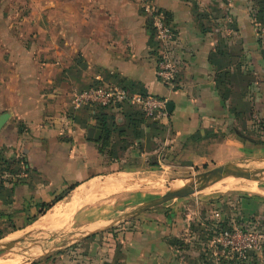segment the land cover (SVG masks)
Returning <instances> with one entry per match:
<instances>
[{"label": "crops", "instance_id": "crops-1", "mask_svg": "<svg viewBox=\"0 0 264 264\" xmlns=\"http://www.w3.org/2000/svg\"><path fill=\"white\" fill-rule=\"evenodd\" d=\"M151 1L167 13L177 36L181 75L180 86L173 91L156 77V41L140 0H51L50 47L42 33L37 43L11 39L1 43L0 118L8 114V120L0 129V169H8L13 182L0 188V218L10 226L29 228L53 217L55 209L82 189L81 199L64 220L67 227L72 220L83 224L87 207L94 203L86 185L95 180L124 172L140 177L147 169L155 173L173 166L171 160L186 161L187 154L195 162L224 166L250 151L237 137L236 121L238 115L251 114L252 83L264 79V57L246 0ZM64 2L65 10L59 9ZM96 84L169 102L171 111L165 108L159 127L145 122L142 135L131 131L119 114L117 118L106 114L107 146L97 110L73 105L76 93ZM90 129L102 132L99 141L87 138ZM128 184L116 185L128 193ZM71 187L75 188L68 201L66 196L54 203ZM134 194L127 201L135 198L138 203L130 209L138 208L129 213L127 208L118 220L145 206L149 192ZM240 201L244 214L264 211L257 201ZM181 205L174 201L143 211L136 222L114 235H90L80 249H69L63 263L49 260L51 253L24 264H203V248L212 251L207 243L213 241L189 233L191 225L202 224L201 218L184 215ZM214 223L211 219L205 228L214 230ZM112 224L90 222L98 227L84 233ZM13 230L10 236L21 232ZM32 250L39 255L42 249Z\"/></svg>", "mask_w": 264, "mask_h": 264}, {"label": "rangeland", "instance_id": "rangeland-1", "mask_svg": "<svg viewBox=\"0 0 264 264\" xmlns=\"http://www.w3.org/2000/svg\"><path fill=\"white\" fill-rule=\"evenodd\" d=\"M246 3L249 5L254 22L257 23V26L264 28V0H246ZM59 7V9L62 8L65 10V2L60 3ZM51 9V0H0V47L1 43L4 41H9L10 39L12 42L16 40L23 43H37L39 41L38 36L41 33L42 39L45 37L44 42L48 44V47H50L51 32L49 14ZM41 14L46 15H43L45 17H40ZM257 38L260 42L262 52L261 56L264 57V49L262 48L258 34ZM2 57L3 52H0V59H2ZM250 95L251 103L253 105L251 114L237 116L236 128L239 129L240 132L253 138V140L259 142V145H252L248 143L250 151L247 152L245 156L237 159L233 163L242 168L261 171L264 170V79L261 80V78H259L257 82H254V85L252 83ZM190 149L191 148L187 147L186 151H190ZM171 162L174 163L173 166L170 168H165L164 170H157L155 173H152L149 169H147L146 172L140 174V177H133L131 175H126L128 172H124L126 173L124 175L106 176V178L95 180L89 185H86L87 190L91 193L90 199L94 200V203L93 205L87 207L90 209L88 211L86 210L87 216L85 217L83 224L74 223L72 220L68 227L65 225V227L61 230L56 229L58 227L57 225L52 226L56 219L60 220L65 218L64 215H67L70 209H73L74 205H76L78 201L71 198L70 201L65 205H62L55 210L53 209L54 212L52 214H54V220L49 226L50 230H45V232H37L36 234L27 237V240L24 239L23 242H20L19 245L22 247H30L34 245L42 246L40 254L38 255L35 253V257H33L34 252H32V249L27 252L20 253L26 254V257L23 258L26 260L22 264L25 262H34L40 258H45V256L51 253L54 254L49 258V260H52L51 258H54L53 260H62L67 256L69 249H80L78 246L81 245L83 240L90 236L84 232L98 227L95 225H88L90 222L103 223L108 221V224H112L114 220L123 215V212L127 208H129L126 211L127 213L133 212L138 208L136 207L135 209H130L136 206L135 204L138 203L135 198L132 199L131 197V201H127V196L135 195L134 192H149V194L145 196L147 201L143 204L146 205L151 201L167 196L177 190L191 187L196 181L195 178L210 170L220 167L216 166L213 161L211 162L209 160L205 163L202 161L195 162L192 160V157L189 154H187L186 161L175 162L174 160H171ZM177 179L181 181V186L178 188L174 186L172 187V185H170L172 183L171 181H175ZM118 181H125V183H129L127 186L129 189L127 187L125 188L128 189V193L123 192L124 189L121 187H117L118 185L116 184ZM163 181L165 183H163L161 187H157V185ZM129 185H131L134 189H131L132 187ZM150 185L156 187L153 189L144 188V186L148 187ZM210 185L211 187H209ZM135 186L138 187L136 188ZM197 188V194L195 193L186 199L174 200L175 204H183L181 207L182 210H184V215L187 213L190 214L193 220H200L201 218L202 224L197 225L196 223L197 226L191 225V230L189 231L190 234L195 233L197 236L205 235L207 240H212L214 243V240L222 230H229L228 228L231 227L237 228L239 225L245 222L246 226L252 224L253 226L249 228L253 229H257V227L262 226L264 221V211H258L257 214L255 213L249 216L245 210L246 213L244 214L241 210L240 199H251L257 201V206L260 207V205H263L264 208V182L258 180L247 181L239 178L217 177L204 182ZM205 188L208 189L206 190ZM199 189L205 191L201 192L200 190L199 192ZM81 191L84 190L82 189ZM69 198L70 196H67L64 201H68ZM174 201L156 206L149 210L162 208L163 206H166L167 204H170ZM245 204H247V202L244 203V207L246 206ZM245 209L248 210L249 208L245 207ZM63 212L64 214L62 215ZM217 212L219 213L218 217L215 216V213ZM140 216L131 218L128 221L122 223H114L110 225L107 230L102 232V235H114L115 231L127 228L130 226L129 224L136 222ZM49 217L52 216L49 215ZM211 219L216 220V223H214L216 224L214 230L205 228ZM8 223L6 220L0 218V244L4 243V241H7L8 237L10 236L8 234L10 230L14 229L13 231H21L20 233H22L28 228H17L10 226ZM207 232H210L213 238H210V234ZM20 240L22 239L14 240L12 243H16ZM211 243L207 244L212 246L209 248L215 252L213 264H264V248L253 252L254 254L248 255V252L243 256H239L240 259H234L235 257L232 254L226 252L224 248L221 250L218 248L219 246L213 244L210 245ZM4 244H1V246ZM205 244L206 243H204V245ZM207 249L208 247L203 248V250ZM191 251H194V248H192ZM4 254L7 253H0V258ZM203 254L205 255V253ZM207 254L208 253H206V255ZM201 258L203 259V256H201Z\"/></svg>", "mask_w": 264, "mask_h": 264}, {"label": "built area", "instance_id": "built-area-1", "mask_svg": "<svg viewBox=\"0 0 264 264\" xmlns=\"http://www.w3.org/2000/svg\"><path fill=\"white\" fill-rule=\"evenodd\" d=\"M146 23L153 31L156 49L154 60L156 64V77L158 81L170 90L180 86L181 66L177 55V36L170 24L167 13L157 8L151 0H140ZM256 32L264 49V28L256 25ZM129 104L138 108L144 115L145 122L161 120L164 115L166 103L149 95L132 96L130 93L115 85L96 84L79 91L73 98L76 109L90 106L97 108H111L120 112L119 106ZM13 182V176L8 171L0 169V188ZM218 217V216H217ZM216 227V226H215ZM250 225H239L237 228L222 230L214 245L243 256L248 252H256L263 247L261 242L264 235L255 231Z\"/></svg>", "mask_w": 264, "mask_h": 264}, {"label": "water", "instance_id": "water-1", "mask_svg": "<svg viewBox=\"0 0 264 264\" xmlns=\"http://www.w3.org/2000/svg\"><path fill=\"white\" fill-rule=\"evenodd\" d=\"M172 104L167 103L166 104V109L168 112L171 111ZM8 120V114H4L0 118V129L3 127V125L6 123ZM102 132L100 130H95V129H90L87 134V138L89 140H94V141H99L101 139ZM217 177H229V178H239V179H244L247 181H253V180H258L261 182H264V170H250L247 168H242L238 166L237 164L230 163L224 166L217 167L213 170H210L204 174H201L197 178H195V184H193L191 187H186L180 190H177L167 196L161 197L157 200L151 201L150 203L146 204L144 207L140 209V211L135 212L133 214H126L122 218L117 219L115 221V224L118 223L119 221H125L130 218H133L137 215H139L141 212L149 210L151 208H154L156 206L177 200V199H184L187 197H190L194 195L198 191V186L203 184L204 182L211 180L213 178ZM110 226H107L105 228L92 231L88 235H95L104 232L107 230ZM20 243V242H19ZM19 243H6L3 246H0V253H8V252H27L33 248H42L41 245H34V246H28V247H22L19 245Z\"/></svg>", "mask_w": 264, "mask_h": 264}, {"label": "trees", "instance_id": "trees-1", "mask_svg": "<svg viewBox=\"0 0 264 264\" xmlns=\"http://www.w3.org/2000/svg\"><path fill=\"white\" fill-rule=\"evenodd\" d=\"M258 16H259V15H258ZM168 18H169V17H168ZM147 27H148V29H149V31H150V33H151L153 39H154L153 31H152V29H150L149 24H147ZM122 87H124V86H122ZM124 88H125V87H124ZM142 95H144V94H142ZM119 107L121 108V110H120V112H118V113H115V111H114L113 109H111V108H97V109H96L97 112H98V117H97V119L99 120L100 127H101L102 130H104V131L106 132V134L108 135V136H107L108 139H106V145H107V146H109L110 141H109V130H107L106 122L104 121V119H105V117H106V114H110V115H112L114 118H117V114H119V116H122V118H123V123H124L128 128H130L131 131L136 132V134H137V133L140 134V135L143 134V132H142V126L145 124V119H144V115L142 114V112H141L140 110H138L137 108H135V107L129 105V104H123V105H121V106H119ZM238 116H240V115H238ZM148 126H151V127L156 128V127H159V126H160V122H157V121L148 122ZM236 133H237V137H238L240 140H242L244 143H250V144H252V145H259V144H258L259 142L253 140V138L247 136L246 134L240 132L239 130H238ZM0 155H1V153H0ZM1 170H3V169H1ZM3 171H8V172H10L8 169H5V170H3ZM75 187H76V186H75ZM75 187H71V188H69L68 191L65 192V193H64V194H63L58 200H56L54 203H56L57 201H60V200L64 199V197H66V196L68 195V193H69L70 191H72ZM53 205H54L53 203L45 205V206L43 207V210L40 212V215H42L43 213H45V212H46L48 209H50ZM32 221L34 222L35 220H32ZM245 224H246V222L243 223V224H241V225H245ZM250 226H253V225L251 224ZM255 231L264 235V221H263V223H262V226L257 227V229H255ZM207 233L210 234V238H213L210 232H207ZM204 236H205V235H204ZM204 236H203V237H204ZM261 245H262V247L264 248V238H263V240H262V242H261ZM218 248H220L221 250L223 249V248H221V247H218ZM225 250H226V252L232 254V255L235 257L234 259H236V258L240 259V258H239V255L236 254V253H234V252H232L230 249H225ZM206 253H208V254L206 255ZM250 254H254V253H253V252H249L248 255H250ZM202 256H203V259H202V263H203V264H206V262H207V264H210L211 262H212L211 264L214 263L213 258H212V251H210L209 249H207L206 252H205V255H202ZM230 256H231V255H230Z\"/></svg>", "mask_w": 264, "mask_h": 264}, {"label": "bare ground", "instance_id": "bare-ground-1", "mask_svg": "<svg viewBox=\"0 0 264 264\" xmlns=\"http://www.w3.org/2000/svg\"><path fill=\"white\" fill-rule=\"evenodd\" d=\"M193 179V178H192ZM178 180V179H177ZM177 180H175V181H171L170 183V185H172V187L174 186V187H176V188H178V187H180L181 186V181H177ZM186 181V180H185ZM163 183H165L164 181L163 182H160L158 185H157V187H161L162 186V184ZM151 184V183H150ZM187 184V183H186ZM193 184H195V183H193ZM132 185V184H131ZM131 185H129L130 187H132ZM152 185V184H151ZM148 186V187H146V186H144V188L145 189H153V188H155L156 186ZM192 185V184H191ZM208 185V184H207ZM136 187V186H135ZM138 187V186H137ZM136 187V188H137ZM209 187H211V185L209 186ZM208 187V188H209ZM141 188H143V187H141ZM207 188V189H208ZM129 189V188H128ZM131 189H134L133 187L131 188ZM204 189V188H203ZM206 189V188H205ZM206 189V190H207ZM200 190L201 189H199V192H200ZM130 191V190H129ZM205 191V190H204ZM204 191H202L201 190V192H204ZM198 192V191H197ZM82 194H83V191H81V190H79V191H77L74 195H73V197H72V199L73 200H79L80 198H81V196H82ZM197 194V193H196ZM63 217V216H62ZM53 219V217H47V218H44V219H42V220H40L39 222H37L36 224H34L33 226H30L29 228H27L25 231H23L22 233H16V234H13V235H11V236H9L8 237V239H7V241L5 242L4 241V243H12V241H14V240H18V239H22V240H20V241H17L18 243L19 242H23L24 241V239L25 238H27V237H30V236H32V235H34V234H36L37 232H45V230H48V225L51 223V220ZM61 221H60V223L58 224V227L56 228L57 230H61V229H63L64 227H65V225L67 224V220H64V218H62V219H60ZM21 236V237H20ZM34 237V236H33ZM26 240V239H25ZM16 242V243H17ZM3 244V243H2ZM37 248H39V247H37ZM40 249V248H39ZM42 249V248H41ZM14 253H16V252H8L7 254H4V255H2L1 256V258H0V264H20L21 262H23V261H25L26 259H22V254H20L19 252L17 253V254H14ZM35 255L33 254V257H34Z\"/></svg>", "mask_w": 264, "mask_h": 264}]
</instances>
